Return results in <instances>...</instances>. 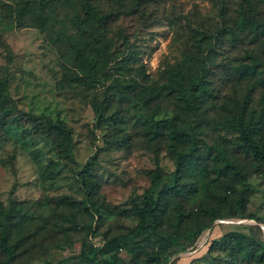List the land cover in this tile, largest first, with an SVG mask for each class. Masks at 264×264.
Listing matches in <instances>:
<instances>
[{
  "label": "rangeland",
  "instance_id": "obj_1",
  "mask_svg": "<svg viewBox=\"0 0 264 264\" xmlns=\"http://www.w3.org/2000/svg\"><path fill=\"white\" fill-rule=\"evenodd\" d=\"M20 1L0 0V79L8 78L9 90L22 109L61 119L66 124L73 133L74 158L59 155L55 138L39 136L25 123L0 129V210L12 202L21 210L17 218L20 223L11 239L19 242L17 255L10 261L0 253V264H81L77 253L82 248L114 235H131L127 233L138 224V218L118 210L131 205L149 188L157 161L165 173L176 168L165 140L151 141L143 134L142 123L149 113L144 98L150 99L152 87L166 81L164 76L183 62L186 48L193 46L197 27L213 28L219 24L220 3L155 0L143 15L121 13L109 31L114 60L104 73L88 78L72 58L71 42L75 43L81 18L76 0H47L51 19L45 31L33 26L32 19L25 25L15 21L11 8H17ZM151 21L156 24L149 25ZM217 49L210 64L216 97L205 104L206 111L197 118L200 124L193 120L201 147L203 143L226 147L223 138L230 140L240 135L229 127V108L234 107L237 96L244 98L248 83L237 81L224 68V48L219 44ZM236 50L241 49L232 47L226 52L230 61L238 57ZM117 79L130 81L136 90L112 92L109 98L107 92ZM259 93H254L253 104L257 107ZM95 101L104 106V117L118 111L122 119H101L95 111ZM149 103L159 109V103ZM260 115L257 114L258 120ZM258 138L264 142V125ZM229 147L230 156L248 176L250 190L245 213L255 214L258 219L217 217L193 241L171 249L164 264H229L231 256L223 236L233 231L264 241V166L234 150L235 146ZM93 157L101 181L98 203L104 206L99 213L62 199L65 195L85 197L79 173ZM220 179V184L185 202L182 219L176 205L169 203L161 230L184 237L195 223L208 221L202 208L211 205L220 193L233 204L237 192L229 186L231 175L224 174ZM235 182L240 190L243 183ZM257 224L261 231L253 228ZM121 255L124 264H143L142 257L125 250Z\"/></svg>",
  "mask_w": 264,
  "mask_h": 264
},
{
  "label": "trees",
  "instance_id": "obj_2",
  "mask_svg": "<svg viewBox=\"0 0 264 264\" xmlns=\"http://www.w3.org/2000/svg\"><path fill=\"white\" fill-rule=\"evenodd\" d=\"M153 1L76 0L81 18L75 43L71 42L72 58L88 78L104 73L115 58L109 31L119 15H143L145 8ZM219 3V24L213 28L197 27L193 46L186 48L183 62L174 71H169L168 76H164L166 81L157 82L152 87L150 99L144 98L149 113L142 123L143 134L151 141L165 140L176 168L169 174L165 173L157 161L151 173L149 188L141 197L134 198L131 205L118 210L119 213L138 218V224L127 233L131 235H114L105 238L102 243H92L82 248L77 253L81 264H124L122 250L142 257L143 264H164V257L171 249L183 242L193 241L207 227L208 222L223 216H247L244 208L250 190L248 176L243 167L230 156L229 146H235L234 150L243 152L253 162L264 166V142L258 138L261 125H264V0H219ZM47 7V0H21L17 8H11V15L22 25L32 19L33 26L45 31L51 19ZM148 24H156V21ZM219 44L224 48V68L230 74L233 73L237 81L245 80L248 83L244 98L237 96L234 107L229 108L232 116L229 127L240 135L230 140L223 138L226 147L220 143H203L201 147L197 125L193 120L200 124L197 118L202 117L206 111L205 104L211 101L210 98L216 97L210 77L213 73L210 64H213L212 59H215ZM232 47L241 49L236 50L238 57L234 61H230L226 54ZM214 65L217 67L216 63ZM110 87L107 92L109 98L112 92L125 94L137 88L130 81L123 82L120 79L112 82ZM259 91L257 107L253 104L254 93ZM151 101L159 103V109L153 108L149 103ZM94 108L101 119L110 118L114 122L122 119L118 111L104 117L105 108L99 101L94 102ZM257 114H261L259 120ZM13 123H25L39 136L55 138L57 153L66 158H74L73 133L66 124L61 119L22 109L9 90L8 78L0 79V129ZM96 164V158H91L79 173L85 197L78 199L65 195L62 199L70 205L99 213L100 207L104 206L98 203L101 181L95 172ZM224 174L231 175L229 186L237 192L233 204L220 193L214 197L211 205L202 208L208 221L195 223L184 237L166 234L161 230L160 225L169 203L176 205L182 219L185 215V202L197 199L202 190L220 184ZM235 181L243 183L240 190H237ZM221 201L225 211H222ZM20 216V207L13 202L0 210V253L10 261L16 257L19 248V242H11V239L20 223L17 221ZM247 217L258 219L255 214ZM253 228L262 230L259 224ZM223 240L227 242L231 256L229 264H264V241L254 235L233 231L224 235Z\"/></svg>",
  "mask_w": 264,
  "mask_h": 264
},
{
  "label": "water",
  "instance_id": "obj_3",
  "mask_svg": "<svg viewBox=\"0 0 264 264\" xmlns=\"http://www.w3.org/2000/svg\"><path fill=\"white\" fill-rule=\"evenodd\" d=\"M263 228H264V226H263Z\"/></svg>",
  "mask_w": 264,
  "mask_h": 264
}]
</instances>
